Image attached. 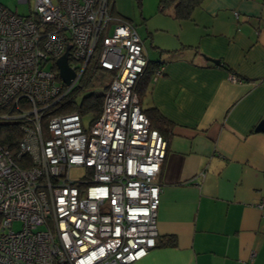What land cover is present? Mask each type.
<instances>
[{"label": "built area", "instance_id": "2783aa9c", "mask_svg": "<svg viewBox=\"0 0 264 264\" xmlns=\"http://www.w3.org/2000/svg\"><path fill=\"white\" fill-rule=\"evenodd\" d=\"M147 63L113 0H33L27 16L0 5V120L23 130L15 157L0 146V264H130L155 246L168 142L134 91ZM96 77L101 111L85 126L63 110Z\"/></svg>", "mask_w": 264, "mask_h": 264}, {"label": "crops", "instance_id": "0c3cea01", "mask_svg": "<svg viewBox=\"0 0 264 264\" xmlns=\"http://www.w3.org/2000/svg\"><path fill=\"white\" fill-rule=\"evenodd\" d=\"M113 10L130 20L121 0ZM173 11L156 3L141 13L142 34L131 20L147 64L160 66L140 107L170 126L157 242L130 264H264V131H255L264 120V0H201L183 20ZM154 15L162 23L149 28ZM166 236L174 246L161 244Z\"/></svg>", "mask_w": 264, "mask_h": 264}, {"label": "trees", "instance_id": "16d2710c", "mask_svg": "<svg viewBox=\"0 0 264 264\" xmlns=\"http://www.w3.org/2000/svg\"><path fill=\"white\" fill-rule=\"evenodd\" d=\"M140 1L141 0H136L138 4H140ZM200 1L201 0H159L158 10L160 12H164L166 8L173 7L174 9L173 16L178 20H183L190 17L193 7L198 5ZM159 69L160 66L158 65L147 64L146 68L137 79L135 83L134 91L137 95L139 105L142 100V97L146 92L145 90L147 88V85L149 84L151 77L153 76V74H155V71ZM109 80H110V74H109ZM102 98H103L102 92L101 94L91 93L82 99L78 107H75L73 105L74 103H71L67 106V109L63 111L77 110L81 113L90 112L93 114V120H94L100 114L101 106H102ZM149 112L150 113H148V116L150 118L149 120H151L150 121L151 127L153 129H156L167 140V132H169L170 123L165 118H163L159 113H156L153 110H149ZM21 126H22V122L20 121L0 120V146L8 149L10 154L13 155L14 157L17 153L18 143L23 135V130ZM15 161L19 164H22V159L19 160L15 159ZM159 240L163 245L174 246L175 244V238L173 236L162 237Z\"/></svg>", "mask_w": 264, "mask_h": 264}, {"label": "rangeland", "instance_id": "374dc122", "mask_svg": "<svg viewBox=\"0 0 264 264\" xmlns=\"http://www.w3.org/2000/svg\"><path fill=\"white\" fill-rule=\"evenodd\" d=\"M158 2L159 0H141L140 4H138L136 0H121V5H123V9L126 14L124 12L122 13H124L127 17H129L130 21L131 20L136 21L137 31L139 34H142L146 26L138 23L141 13H143V15H150L151 13H153L154 5H156V3ZM141 3H143L144 6H142ZM0 5L17 15L27 16L32 9L33 0H0ZM115 14L117 13L115 12ZM148 17L149 19L147 21H148L149 28H153L155 27V25L162 23V20L160 19L158 15H154L151 17L148 16ZM144 40H145L146 45L149 46V42L151 41L150 38L144 39ZM149 48L150 47H148V50H150ZM49 64L50 63H48L46 67H48ZM98 80L99 79L97 77L94 78L93 83L85 86L79 92L74 94L75 97H74L73 105L75 107H78L80 105L82 99L85 96L91 93L101 94L103 88L100 86H97L96 83ZM81 114H82L81 115L82 124L85 126H88L90 121L93 119V114L90 112L81 113ZM70 174H71V177L78 178L83 174V169L82 168H72L70 171ZM11 228L14 231L21 229V222L20 221L12 222Z\"/></svg>", "mask_w": 264, "mask_h": 264}, {"label": "water", "instance_id": "95a60500", "mask_svg": "<svg viewBox=\"0 0 264 264\" xmlns=\"http://www.w3.org/2000/svg\"><path fill=\"white\" fill-rule=\"evenodd\" d=\"M207 59H210V58H207ZM210 60L214 63H219L218 60H213V59H210ZM56 65L59 70V77L65 83H68L70 79L73 77L74 73L68 66L66 53L56 60ZM255 131H264V120H261L259 122V124L255 128Z\"/></svg>", "mask_w": 264, "mask_h": 264}]
</instances>
